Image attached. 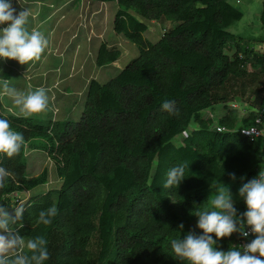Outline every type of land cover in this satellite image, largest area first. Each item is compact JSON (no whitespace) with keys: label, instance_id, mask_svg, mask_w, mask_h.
Listing matches in <instances>:
<instances>
[{"label":"trees","instance_id":"16d2710c","mask_svg":"<svg viewBox=\"0 0 264 264\" xmlns=\"http://www.w3.org/2000/svg\"><path fill=\"white\" fill-rule=\"evenodd\" d=\"M96 1L115 3L112 31L134 44L137 54L105 82L87 81L77 120L0 114L25 138L19 155L0 154V165L12 173L0 189V204L13 214L24 209L11 227L25 240L37 235L48 240L44 264H187L175 257L171 239L203 234L194 214L210 207L223 184L237 215L245 212L238 189L264 170L259 143L237 131L264 104V49L249 44L264 42V33L241 40L228 32L241 17L228 0ZM140 18L171 26L149 42ZM258 19L264 30V0ZM230 46L228 56L224 50ZM118 56L117 48L100 41L94 64L104 66ZM247 94L256 111L238 117L228 105ZM165 100L175 102L174 114L162 110ZM217 103L222 111L215 121L201 115ZM26 146L59 155L60 184L19 206L16 192L45 176L42 170L26 177ZM180 164L188 165L185 178L178 187L164 188L168 171ZM51 206L58 208L53 222L38 224L39 212ZM238 233L214 247H235Z\"/></svg>","mask_w":264,"mask_h":264},{"label":"rangeland","instance_id":"374dc122","mask_svg":"<svg viewBox=\"0 0 264 264\" xmlns=\"http://www.w3.org/2000/svg\"><path fill=\"white\" fill-rule=\"evenodd\" d=\"M228 1L241 11L240 19L226 27L228 32L241 40L248 38L251 40L263 35L264 30L258 19L262 0ZM11 3L17 13L24 9L31 13L27 24L28 29L41 31L48 40V46L39 60L30 61L27 64H20L15 59H0V79H8L10 87L24 94L34 91V88L35 90L44 88L49 103L45 111L25 115L12 99L3 94L0 88L1 112L20 114L38 121H43L50 116L57 120L65 118L77 120L84 100L85 84L89 78L103 83L137 54L134 44L122 35L116 37L112 31L111 19L115 11L113 1L11 0ZM140 20L146 24L143 36L149 42H155L161 32L171 26L165 21L151 23L142 18ZM6 26L7 23L0 24V28ZM103 40L109 45L108 47H117L120 51L118 58L108 67L94 64L95 51ZM249 44H252L256 51L264 49V42L251 41ZM224 51L231 56L234 48L230 46ZM65 102H67L66 108L63 105ZM255 105L247 94L240 102H231L228 108L235 111L239 117L256 111ZM221 111L222 104L217 103L203 109L201 115L215 121ZM192 126L193 124H190L189 128ZM24 159L27 178L35 177L42 170H45V176L42 183L16 192L19 206L38 198L47 190L57 188L60 184L58 169L56 170V167H61L59 155L48 156L42 150H31L26 146ZM90 246L94 247V237L90 240Z\"/></svg>","mask_w":264,"mask_h":264},{"label":"clouds","instance_id":"9594fccd","mask_svg":"<svg viewBox=\"0 0 264 264\" xmlns=\"http://www.w3.org/2000/svg\"><path fill=\"white\" fill-rule=\"evenodd\" d=\"M30 15L27 9L17 13L11 0H0V24L7 23L6 27L0 28V59H15L20 64H27L41 58L48 40L41 31L28 29ZM0 88L25 115L43 112L48 107L44 88L24 94L10 87L8 79H0ZM161 108L172 114L176 112L174 101L165 100ZM24 143L23 133L14 130L9 120L0 118V154L9 158L19 155ZM186 167L188 165L185 164L172 167L167 173L164 188L178 187L185 178ZM11 177L12 173L0 165V189ZM229 177L236 179L235 173H229ZM238 195L247 208L240 215H237L229 187L225 184L218 187L216 195L210 200V207L197 210L194 214L198 217L196 226L203 230V234L189 232L183 239H171L175 257L187 261V264H264V170L243 183ZM23 211L22 207L15 208L13 214L0 204V264H44L50 258L48 240L44 235L25 240L18 228L11 227L22 220ZM57 215L58 208L51 206L39 212L37 223L50 225ZM246 226L250 227L255 238L242 248L230 247L221 251L214 247L219 239L234 232L247 237ZM178 227L182 229L183 224ZM17 249L20 251L17 252Z\"/></svg>","mask_w":264,"mask_h":264},{"label":"built area","instance_id":"2783aa9c","mask_svg":"<svg viewBox=\"0 0 264 264\" xmlns=\"http://www.w3.org/2000/svg\"><path fill=\"white\" fill-rule=\"evenodd\" d=\"M215 129L217 131L224 130L223 126H216ZM237 131L240 135L247 137L249 140L259 143L264 160V104L255 112L252 122L249 125L239 126ZM245 230L249 232V235L244 237L238 233L237 239L235 240V247L242 248L255 238V234L251 232L250 227L246 226Z\"/></svg>","mask_w":264,"mask_h":264},{"label":"crops","instance_id":"0c3cea01","mask_svg":"<svg viewBox=\"0 0 264 264\" xmlns=\"http://www.w3.org/2000/svg\"><path fill=\"white\" fill-rule=\"evenodd\" d=\"M151 23H153V21H150ZM165 22H167V21H165ZM114 35H116V37H120V34H114ZM142 35H143V33H142ZM144 37V36H143ZM145 38V37H144ZM104 41V40H103ZM124 41H126L125 39H124ZM107 45V44H106ZM107 46H109V45H107ZM115 48H117V47H115ZM118 49V48H117ZM119 50V49H118ZM119 54H120V51H119ZM110 65V63L109 64H107V65H104V67H108ZM90 79V78H89ZM96 80V79H95ZM71 81V80H70ZM87 83V82H86ZM86 85V84H85ZM71 86V85H70ZM86 87V86H85ZM34 88V87H33ZM34 90H35V88H34ZM18 92V91H17ZM21 93V92H20ZM7 96V95H6ZM8 98H10L9 96H8ZM11 99V98H10ZM55 99V97L53 98V100ZM63 105L65 106V108L67 107V102H65V103H63ZM1 107H2V104H1ZM1 107H0V110H1ZM82 109V108H81ZM81 111V110H80ZM0 114H2V115H20V114H10V113H4V112H1L0 111ZM23 116V115H22ZM50 118L51 119H54V118H52L51 116H50ZM65 119H68V118H65ZM65 119H61V120H65ZM57 120V119H56Z\"/></svg>","mask_w":264,"mask_h":264}]
</instances>
